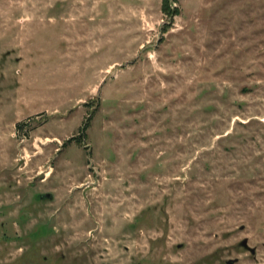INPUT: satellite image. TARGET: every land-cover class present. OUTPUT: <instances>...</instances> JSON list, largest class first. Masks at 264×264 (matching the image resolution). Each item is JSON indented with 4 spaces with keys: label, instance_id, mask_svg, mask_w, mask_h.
Here are the masks:
<instances>
[{
    "label": "rangeland",
    "instance_id": "obj_1",
    "mask_svg": "<svg viewBox=\"0 0 264 264\" xmlns=\"http://www.w3.org/2000/svg\"><path fill=\"white\" fill-rule=\"evenodd\" d=\"M175 7L0 0V264H264V0Z\"/></svg>",
    "mask_w": 264,
    "mask_h": 264
},
{
    "label": "trees",
    "instance_id": "obj_2",
    "mask_svg": "<svg viewBox=\"0 0 264 264\" xmlns=\"http://www.w3.org/2000/svg\"><path fill=\"white\" fill-rule=\"evenodd\" d=\"M177 2L178 0H162V13L167 19L173 20L179 14L178 8L175 7ZM81 133H84V129L81 130Z\"/></svg>",
    "mask_w": 264,
    "mask_h": 264
},
{
    "label": "water",
    "instance_id": "obj_3",
    "mask_svg": "<svg viewBox=\"0 0 264 264\" xmlns=\"http://www.w3.org/2000/svg\"><path fill=\"white\" fill-rule=\"evenodd\" d=\"M243 246H244V247H246V242H245V243H243Z\"/></svg>",
    "mask_w": 264,
    "mask_h": 264
}]
</instances>
